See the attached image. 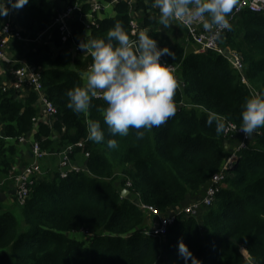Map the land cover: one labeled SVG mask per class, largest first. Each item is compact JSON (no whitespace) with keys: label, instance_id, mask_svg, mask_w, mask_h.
Returning <instances> with one entry per match:
<instances>
[{"label":"trees","instance_id":"1","mask_svg":"<svg viewBox=\"0 0 264 264\" xmlns=\"http://www.w3.org/2000/svg\"><path fill=\"white\" fill-rule=\"evenodd\" d=\"M90 4L84 1L82 10H89ZM150 7L151 0H116L114 14L98 17L88 31L80 21L71 22L78 40H87L106 38L119 20L131 38L148 30L158 45L174 52L162 59L173 67L170 71L177 81L176 113L159 127L144 130L142 137L132 127L123 136L109 131L102 96L92 97L88 110L80 113L66 106V90L85 86L82 74L92 57L74 52L55 29L50 44H36L24 55L38 69L44 95L56 107L51 122H37L35 91L0 87V178L33 160L19 159L21 135L31 136L30 142L38 141L49 154L71 145L69 157L80 165L64 177L58 164L40 165L42 171L33 176L25 201L17 202L21 218L0 200V264H185L178 251L180 239L195 264H247L249 257L253 264H264V126L236 151L213 203L197 215H176L163 236L144 232L150 215L137 203L167 213L198 198L234 151L230 144L239 141L224 131L217 134L215 124L205 121L215 111L226 124L242 126L245 98L264 89V12L243 9L218 37L223 48L239 54L242 68L237 69L222 53L195 51L183 24L172 19L170 26L163 25L158 9ZM57 8L55 0H28L14 9L13 23L23 37L34 38L48 28ZM132 19L138 24L135 33ZM3 20L0 16V26ZM159 26L165 29L159 31ZM89 119L100 121L104 141L88 139ZM110 138L117 140V147L107 145ZM79 140L82 146L75 144ZM10 182L0 185V191ZM124 188L128 193L122 196ZM71 231L84 238L70 237ZM187 264H193L192 257Z\"/></svg>","mask_w":264,"mask_h":264},{"label":"clouds","instance_id":"2","mask_svg":"<svg viewBox=\"0 0 264 264\" xmlns=\"http://www.w3.org/2000/svg\"><path fill=\"white\" fill-rule=\"evenodd\" d=\"M26 3L28 0H0V16H6L10 7L19 9ZM237 6L238 0H151V7L158 9L163 25L170 26L172 19L185 23L199 19L204 29L216 35L231 28L229 15ZM78 47L89 52L92 63L86 73V86L66 90L69 109L76 113L87 111L92 97L97 96L99 90L107 102L103 120L109 131L123 136L132 127L137 130L138 137L144 135V130L159 127L175 115L177 109L173 96L177 81L168 63L161 61L163 55L174 56V52L166 45H158L148 30H139L133 39L117 20L106 38H82ZM240 115L242 126L239 130L245 136L264 126V89L245 98ZM205 122L208 125L214 123L217 134L226 129V118L215 111L208 113ZM87 134L91 141L105 140L99 120L87 121ZM107 145L115 148L117 140L110 138ZM178 251L185 264L189 257L195 264L191 250L182 239L178 240ZM247 264H253L251 257Z\"/></svg>","mask_w":264,"mask_h":264},{"label":"built area","instance_id":"3","mask_svg":"<svg viewBox=\"0 0 264 264\" xmlns=\"http://www.w3.org/2000/svg\"><path fill=\"white\" fill-rule=\"evenodd\" d=\"M105 6L106 3L95 0L91 2L89 10L83 11L82 4H80L78 0H75L72 3H67L65 6L56 10L48 28L57 30L61 41L69 43V46L74 52L83 51L78 47V38L80 35L74 33L71 22L73 20L80 21L83 24L84 29L88 31L92 28V26L97 25L99 17L98 14ZM245 8L253 11L264 12V0H238V6L235 7L233 12L229 15L230 23L235 16ZM175 20L185 26L187 40L192 41L195 46V51H205L211 49L223 54L224 48L218 43V37L227 29H223L219 35H216L213 32L204 29L202 21L199 19H194L190 23H185L179 19ZM13 22L10 10L4 17L3 24L0 26V71L5 70V68L8 69L12 79L8 84L0 82V87L3 90L7 89V87H13L19 90L32 89L35 91L39 98L38 116L36 120L37 122L42 121L50 123L56 113V107L44 95L38 69L24 61L20 62V64H15V62L11 61L7 55V45L10 38L14 37L19 40H30L35 42L40 38L44 31L39 33L34 38H25L22 36L20 28ZM131 27L132 33H135L138 30V24L134 19L131 20ZM83 52L89 53L87 50ZM230 52L232 58L229 59L231 60L233 66L237 69H241L242 62L239 54L231 50ZM161 61L163 62L162 57ZM169 69L172 70L173 67L169 66ZM97 91V96L101 97L102 94H99V90ZM240 127L241 126H236V124L232 122H228L226 124L224 133L229 135L231 138L235 134L238 135L239 142L235 145L234 151L225 159L221 168L212 175L210 182L204 188V192L201 197L193 198L185 204L171 207L167 210V213H161L156 207L137 201L140 208L146 210L150 215L149 225L144 230L145 233L161 237L167 232L176 215L180 213L197 215L202 207H207L213 203L219 189V185L225 177L226 169L230 168L234 164L237 157L236 151L245 145V141L249 136H245V134L239 130ZM18 140L20 142H24L26 141V137L21 135ZM75 144L82 146V141L79 140ZM71 149L72 146L69 145L61 151L56 152L59 155L58 171L62 177L66 176L68 172L72 170L80 169V165L72 161L69 157ZM30 151L33 160L29 164L22 167H14V170L7 177L0 178V185L4 184L7 180H10L11 183H13L14 195L19 204L23 203L28 196L29 186L33 182V176L41 171L40 160L43 159L45 155L49 154L44 152L40 148L38 141L35 140L31 141ZM87 154L88 153L85 152V155ZM127 184L129 185L130 183L127 182Z\"/></svg>","mask_w":264,"mask_h":264},{"label":"crops","instance_id":"4","mask_svg":"<svg viewBox=\"0 0 264 264\" xmlns=\"http://www.w3.org/2000/svg\"><path fill=\"white\" fill-rule=\"evenodd\" d=\"M55 1H56V4L59 5V8L65 6L67 3H69L68 0H55ZM78 1H79L80 4H82L84 1H89L91 3L92 1H95V0H78ZM115 1L116 0H113L112 2H107L106 3V6L98 14L100 18H103L105 16H111V15L114 14L113 4H114ZM130 1H132V0H130ZM10 10H11V15H12V18H13V21H14V14H15L14 13V9H12L10 7ZM164 29L165 28H162V30H164ZM51 32H52V29L51 28H47L41 34L40 38L37 41H35V42L34 41H30V40H19V39L14 38V37L10 38L9 41H8V45H7L8 58L11 61H14L15 64H18V63L20 64V62H23V61L26 62L25 59H24V55H25L26 50L30 49L31 47L35 46L36 44H41V43L50 44L51 43L50 42ZM190 45H193V44H190ZM87 70H85L83 72V74H82L85 86L87 84V77H86ZM11 79H12L11 78V74H10V71L8 69L5 68V70L0 71V82L8 84L11 81ZM20 91L25 92L26 89L25 90L22 89ZM0 128H1V126H0ZM31 138L32 137L30 136V137L26 138V141L19 142V151H20L19 159L20 160L30 161V157H32V154H31V151H30V149H31V146H30ZM232 141H234V140H232ZM232 141H230V142H232ZM230 142H229V144H230ZM230 145H233L232 148H234V146H235L232 143ZM47 159H52L53 160V163L51 165H49L51 167L53 164H58L59 155L57 153L56 154L55 153L48 154V155H46L43 158V160L41 159L40 163H43L44 160H47ZM8 186L9 187H7L4 190L0 191V200L2 202H4L5 204H6V201L9 198L10 199L14 198V188L12 187L13 183L8 184Z\"/></svg>","mask_w":264,"mask_h":264},{"label":"rangeland","instance_id":"5","mask_svg":"<svg viewBox=\"0 0 264 264\" xmlns=\"http://www.w3.org/2000/svg\"><path fill=\"white\" fill-rule=\"evenodd\" d=\"M170 25H171V23H170ZM172 27H173V24H172ZM174 29L176 30L177 29V26L175 25L174 26ZM158 30L159 31H163L162 30V27L161 26H159L158 27ZM170 36H173V34H171ZM236 136H237V138H236ZM234 139V141L235 142H238L239 141V138H238V135H234V137H233ZM229 142L231 141L230 139H227ZM226 140V141H227ZM53 163V160L52 159H47V160H44V162L43 163H40L41 164V166H48V167H50L49 165H51ZM42 171V170H41ZM40 171V172H41ZM203 194V193H202ZM202 196V195H201ZM201 196H199V197H201ZM198 197V198H199ZM16 201V198H15V195H14V198H12V199H8L7 201H6V204L5 205H7V206H9V207H12V209L16 212V216L17 217H20L21 218V213H20V208H19V204L17 203V201ZM202 208H205V206L204 207H202ZM201 208V209H202ZM68 235L70 236V237H73V238H77V239H83L84 238V235H83V233H81V232H79V231H71V232H68ZM244 252V251H243ZM245 253V252H244ZM245 255H246V253H245ZM247 256V255H246Z\"/></svg>","mask_w":264,"mask_h":264},{"label":"water","instance_id":"6","mask_svg":"<svg viewBox=\"0 0 264 264\" xmlns=\"http://www.w3.org/2000/svg\"><path fill=\"white\" fill-rule=\"evenodd\" d=\"M223 54L226 56V57H228V58H232L231 57V52H230V49L229 48H224V51H223ZM126 193H128V190L126 189V188H124L123 190H122V196L123 195H125Z\"/></svg>","mask_w":264,"mask_h":264}]
</instances>
